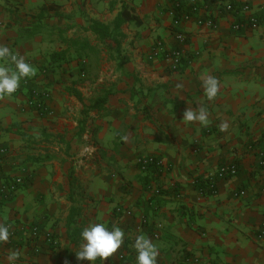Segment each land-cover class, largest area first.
<instances>
[{
    "label": "crops",
    "instance_id": "1",
    "mask_svg": "<svg viewBox=\"0 0 264 264\" xmlns=\"http://www.w3.org/2000/svg\"><path fill=\"white\" fill-rule=\"evenodd\" d=\"M179 1L173 13L170 0H0V46L35 69L17 93L0 95V182L24 181L11 198L0 196V224L10 225L0 264H91L76 255L91 223L125 233L107 264H136L140 235L157 246L156 264H183L188 255L200 264H264L257 238L264 221V26L232 27L248 16L245 3L264 18V0ZM125 4L139 23L123 25L120 55L86 49L89 57H82L69 44L94 41L85 30L89 20L111 24ZM194 6L199 11L185 20ZM159 42L184 52L178 68L149 59ZM64 51L68 60H59L55 54ZM6 63L15 70L10 58ZM209 76L219 85L212 99L203 87ZM31 88L49 91L52 114L27 104ZM80 97L107 102L87 116ZM189 108H204L207 124L183 120ZM140 156L159 157L170 168L157 181L139 168ZM228 161L237 174L211 189ZM34 226L53 231L58 247L29 239Z\"/></svg>",
    "mask_w": 264,
    "mask_h": 264
},
{
    "label": "clouds",
    "instance_id": "2",
    "mask_svg": "<svg viewBox=\"0 0 264 264\" xmlns=\"http://www.w3.org/2000/svg\"><path fill=\"white\" fill-rule=\"evenodd\" d=\"M10 60L15 65V70H11L6 61ZM0 95L11 96L20 87L22 79L30 78L35 75L34 67L25 61L23 56L17 57L12 54L7 46H0ZM205 95L212 99L218 92V81L215 77L209 76L203 80ZM183 120L199 121L202 124H207L208 117L204 108H200L199 112H195L190 108L184 113ZM227 128V124L221 126V131ZM9 226L0 224V241H7L9 238ZM81 244L79 251L76 252L77 259L90 261L95 264L97 258L107 261L118 250L121 249L124 243L125 233L120 227H113L109 230L102 223H91L83 228L80 233ZM134 248L137 252L136 264H156L158 256V248L150 238L143 235L137 236ZM16 255L9 257L14 260Z\"/></svg>",
    "mask_w": 264,
    "mask_h": 264
},
{
    "label": "built area",
    "instance_id": "3",
    "mask_svg": "<svg viewBox=\"0 0 264 264\" xmlns=\"http://www.w3.org/2000/svg\"><path fill=\"white\" fill-rule=\"evenodd\" d=\"M170 2L173 4V10L174 13L175 8L180 6L179 0H170ZM228 10H233L234 7L232 4L228 5ZM199 11V8L194 6L192 8L191 13L184 14L183 18L185 20H189L192 18V14ZM241 11L243 13L248 14L247 17H245L240 22H236L232 25L233 29L236 31L242 30V29H252V28H258L260 26H264V18L259 17L255 13L251 11V6L247 3L243 4L241 6ZM197 23L199 25H207L211 28H214L216 26L215 22L211 18H198ZM177 39L179 41H183V35L178 34ZM184 56V52L181 50L180 47L173 48V49H166L162 43H157L151 53L149 54V59L155 60L157 58L162 57L165 61H167L173 69H176L181 64L182 58ZM20 90L15 92L17 93ZM49 91L46 90H40L37 88H31L30 94L28 98L27 104L37 110L41 114H52V110L47 104V99H49ZM6 149L0 148V155L5 154ZM260 163L264 165V150H260L259 153ZM137 164L139 168L143 171H147L150 166L157 167L158 171L162 175H164L165 172H167L170 168V165L167 164L163 159L156 157V156H140L137 159ZM238 167L235 162H226L222 164L219 169L217 170L216 174L210 179L209 181V187L211 189H214L215 182L217 179H224L230 176H233L237 174ZM24 183L22 177H17L12 181L9 182H0V196L4 199H9L13 196V194L21 187V185ZM173 193L176 197L181 196V190L179 186L174 185L173 187ZM155 192L156 193H162L163 187L158 185L155 186ZM245 191L241 190L239 192H236V196L244 195ZM9 230H10V225ZM40 237L45 238L47 243L49 244V249L54 250L58 247V240L55 235V233L51 230H47L44 233L41 232V230L38 227H32L29 231L28 238L36 242ZM257 238L259 241L264 242V221L260 224V227L257 232ZM36 252L42 251L40 247L35 248ZM201 258L198 255H188L187 258H185L183 264H200Z\"/></svg>",
    "mask_w": 264,
    "mask_h": 264
},
{
    "label": "trees",
    "instance_id": "4",
    "mask_svg": "<svg viewBox=\"0 0 264 264\" xmlns=\"http://www.w3.org/2000/svg\"><path fill=\"white\" fill-rule=\"evenodd\" d=\"M132 21L139 23L138 16L135 14L131 6L125 4L111 24L96 19L89 20V24L88 26H86L85 30L91 31L96 36V39L94 41L89 39L88 37H76L73 39H69L68 42L78 53L80 52V50L85 53L86 49H88V51H90L91 53L100 56L102 49H107L120 55L122 40L124 37L122 27L125 23ZM65 53L66 52L64 51L55 55L59 57V60H68ZM82 55V57H89L88 53ZM122 63L123 62L121 61V64ZM80 99L84 104L83 113L87 116L92 110L101 109L107 102V98L86 100L85 98L80 97ZM146 173L149 175V177L152 175L154 179L156 178L157 181L163 176L162 172L160 173L155 166H150ZM71 219H73V212L71 214Z\"/></svg>",
    "mask_w": 264,
    "mask_h": 264
}]
</instances>
